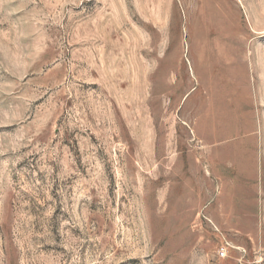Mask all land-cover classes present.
Segmentation results:
<instances>
[{
	"label": "rangeland",
	"instance_id": "1",
	"mask_svg": "<svg viewBox=\"0 0 264 264\" xmlns=\"http://www.w3.org/2000/svg\"><path fill=\"white\" fill-rule=\"evenodd\" d=\"M0 264H264V0H0Z\"/></svg>",
	"mask_w": 264,
	"mask_h": 264
},
{
	"label": "built area",
	"instance_id": "2",
	"mask_svg": "<svg viewBox=\"0 0 264 264\" xmlns=\"http://www.w3.org/2000/svg\"><path fill=\"white\" fill-rule=\"evenodd\" d=\"M226 254H227V253H226V251H225V248H223V250H222V252H221V256L224 257V256H226Z\"/></svg>",
	"mask_w": 264,
	"mask_h": 264
}]
</instances>
